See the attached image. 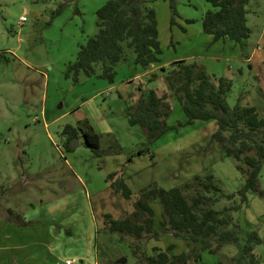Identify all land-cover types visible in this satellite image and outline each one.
I'll return each mask as SVG.
<instances>
[{"label":"rangeland","instance_id":"rangeland-1","mask_svg":"<svg viewBox=\"0 0 264 264\" xmlns=\"http://www.w3.org/2000/svg\"><path fill=\"white\" fill-rule=\"evenodd\" d=\"M106 2L0 0V225L5 222L7 226V218H14L8 214L10 209L36 222L26 226L31 233L28 239H37L41 229L47 238L45 256L15 255L14 261L4 256L2 264H63L72 259V264H140L130 249L135 242L131 238L120 241L104 227L103 214L113 215L117 210L124 216L130 209L109 188L107 175L121 172L135 200L142 188L151 184L166 190L178 187L204 168L213 174L225 196L234 195L215 208L240 206L233 218L241 226V237L253 230L263 240L254 252L260 254L258 264H264V195L248 193L247 204H240L236 192L243 177L235 161L222 157L219 145L210 141L213 122L196 121L176 130L185 117L169 97L167 124L174 129L155 143L148 145L144 129L128 124L126 110L136 105L139 87L159 96L167 92L159 64L135 82L133 76L139 73L132 51L127 50L112 83L97 76L80 77L78 83L65 77L79 47L97 34L96 11ZM145 5L155 12L159 59L164 64L170 61L165 67L174 59L196 63L215 79L231 80L226 97L230 107L239 103L263 110L264 0H249L246 5L250 34L243 46L213 42L202 32V18L213 10L206 0H147ZM22 16L24 23L20 22ZM76 113L83 118L77 119ZM66 125L98 134L102 156L96 157L81 136L67 150L61 133ZM138 150L145 152L137 155ZM259 186L264 191V171ZM119 202H123L122 209L117 207ZM152 207L156 214L161 213L157 201ZM16 242L11 236L0 237V246H9L6 255ZM140 242L149 255L167 251L169 246L180 254L187 247L170 234ZM236 255V248L227 245L215 254L201 252L197 263L191 260L188 264H236Z\"/></svg>","mask_w":264,"mask_h":264},{"label":"trees","instance_id":"trees-1","mask_svg":"<svg viewBox=\"0 0 264 264\" xmlns=\"http://www.w3.org/2000/svg\"><path fill=\"white\" fill-rule=\"evenodd\" d=\"M147 0H107L96 11L97 34L79 47L75 61L69 64L65 77L78 83L80 77L97 76L112 83L116 66L126 59V51H132L133 64L148 70L160 63L155 12L146 6ZM213 10L207 11L201 21L202 32L211 36L213 42L231 41L243 46L249 38L246 25V5L249 0H206ZM173 15V4H170ZM174 20H171V24ZM173 67H160L166 90L157 95L152 89H143L136 105L127 107L126 117L130 126H139L145 131L147 144L151 145L167 131L193 125L196 121L214 122L216 129L210 141L219 145L221 156L232 158L237 171L243 177V185L236 194L240 204H247V194L264 195L260 189L259 177L264 171V108L258 111L253 106L236 103L230 107L226 97L231 90V80L215 79L196 63L173 62ZM97 68L99 72H97ZM175 100L185 117L176 127L167 124L171 113L168 98ZM65 148L81 136L84 145L96 156L101 157L100 137L93 131H79L70 125L62 130ZM148 152V149L145 150ZM145 151L138 150L137 155ZM106 182L114 194L120 195L129 204L125 215L114 219L103 214L104 227L108 233L116 234L120 241L131 238V253L139 258L140 264H188L200 260V253H217L222 247L232 245L237 250L233 261L236 264H257L254 249L263 243L256 231H245L241 237V226L234 221L233 212L240 206H215L224 198L231 200L234 195L225 196L213 174L207 169L193 175L181 186L163 189L153 184L142 188L134 200L132 191L121 172H113ZM161 207L160 218L156 220L151 203ZM7 222L26 227L33 222L23 221L21 215L8 209ZM68 232V231H66ZM161 234H170L182 239L187 253L171 255L167 251L153 248L149 255L142 239L157 240Z\"/></svg>","mask_w":264,"mask_h":264},{"label":"crops","instance_id":"crops-1","mask_svg":"<svg viewBox=\"0 0 264 264\" xmlns=\"http://www.w3.org/2000/svg\"><path fill=\"white\" fill-rule=\"evenodd\" d=\"M177 61H179V60L174 59V60H171V63L177 62ZM180 61H183V60H180ZM167 63H170V61L169 62H166V64ZM166 64L160 62L159 65H158V68L168 66ZM153 66H151V67H153ZM135 70L139 74H135L133 76V78H135V82H137V80L139 82V79L138 78H141L142 75L145 76V74H146L147 71L146 70H140V69H137V68ZM127 84H130L129 81H127ZM78 116L83 118V116L80 113H76L77 119H79ZM213 124L215 125L214 122H213ZM215 129H216V126H215ZM112 194L113 193L111 192L110 193V196ZM101 200H103V199H101ZM152 204L153 203H151V207H152ZM117 207H121V209H122L123 208V202H119V205H117ZM153 211H154V209H153ZM154 214H155L156 220L160 218V214H156V211H154ZM110 215L114 219H118V218L122 217L121 216L122 215V212L121 213L120 212L117 213V210H114L113 215L112 214H110ZM22 216H24L23 217V220L25 222H27V221L35 222L31 218L26 217L27 214H24ZM28 216H30V215H28ZM77 221H78V219H77ZM4 223L2 225H0V237H6V236H8V237H10V236L11 237H14V239L17 240V242H16L17 244L11 246L12 248L9 250L10 252H8V255L5 254V249H7V247H9V246H7V247L6 246H0V264H2L4 262V256H9L10 259L12 261H14L15 255H17V256H23V257H27V258L33 257V254H36V257H43V256L46 255V253H47V238L42 235V233L44 232V229H41L40 235H39V237L37 239L30 240V239H28L29 234H31V233H29L30 228L28 230H26L28 227H24L22 229L21 227L16 226L15 223H12V222L11 223L10 222H7L6 223L7 226H5ZM40 228H42V227H40ZM22 237L26 239L25 242H22L21 241L22 240ZM173 248H172L173 251L171 252V255L172 254L173 255H178V254H174V249ZM40 249H42V250H40ZM37 251H39V252H37ZM187 252H188V249L186 247V251H184L182 253H187ZM254 253L257 254V259L259 261V259H260L259 255L260 254L258 252H254ZM65 258H68V257H65ZM69 259H71V258H69ZM191 260H192L193 263H195V261L193 259H191ZM191 260H189V261H191ZM70 261L75 262L74 259H72ZM257 264H258V262H257Z\"/></svg>","mask_w":264,"mask_h":264},{"label":"built area","instance_id":"built-area-1","mask_svg":"<svg viewBox=\"0 0 264 264\" xmlns=\"http://www.w3.org/2000/svg\"><path fill=\"white\" fill-rule=\"evenodd\" d=\"M26 21V18L24 17V16H22L21 18H20V22L21 23H24ZM73 262L72 261H70V260H66V261H64V264H72Z\"/></svg>","mask_w":264,"mask_h":264},{"label":"water","instance_id":"water-1","mask_svg":"<svg viewBox=\"0 0 264 264\" xmlns=\"http://www.w3.org/2000/svg\"><path fill=\"white\" fill-rule=\"evenodd\" d=\"M169 66L172 67L173 64L171 63V64H169ZM118 263H119V264H124L125 262H124V261H119Z\"/></svg>","mask_w":264,"mask_h":264}]
</instances>
